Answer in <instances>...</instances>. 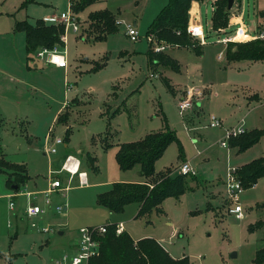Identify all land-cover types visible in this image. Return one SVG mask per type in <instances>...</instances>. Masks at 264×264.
<instances>
[{
	"label": "rangeland",
	"instance_id": "374dc122",
	"mask_svg": "<svg viewBox=\"0 0 264 264\" xmlns=\"http://www.w3.org/2000/svg\"><path fill=\"white\" fill-rule=\"evenodd\" d=\"M168 1L100 0L74 11L80 31L68 26L65 45L59 47L71 65L55 68L37 57L28 60L26 35L15 31V24L60 15L69 10V0H0V150L10 162L25 163L31 177L11 197L16 192L7 184L8 175L0 173V264H70L64 256L73 253L81 227L117 222L133 238H155L173 258L185 255L191 264H255L257 250L264 248V206L258 205L264 203V177L240 193L241 219L230 212L237 202L228 183L231 170L264 158V135L241 152L228 139L226 146L222 141L232 128L264 129V60L230 59L228 45L215 41L212 24L214 9L225 0H201L206 42L188 37L202 53L169 46L161 52L176 58L179 70L150 63L147 31ZM105 10L115 16L118 31L99 39L105 30L89 16ZM223 10L227 7L221 5L222 15ZM229 10L227 27H220L227 28L223 35L239 27L253 33L264 24V0H235ZM118 20L135 25L138 40H131ZM164 79L178 92L194 86L204 95L195 97L192 110L181 113L178 92L175 96ZM64 113L66 120L59 121ZM212 116L220 126L210 125ZM166 123L179 142L156 161V172L180 174L181 163L190 160L197 173L195 179L188 177L191 189L165 199L162 212L139 217L137 203L122 212L100 205L98 194L113 183L143 179L140 165L120 168L119 144L161 131ZM57 137L67 146L55 145L57 152L50 153ZM65 153L83 161L90 185L79 186L75 179L68 190L55 189L48 208L44 192L51 181L68 184L66 172L51 173L61 168L57 162ZM25 187L34 193L33 203L46 208L44 213L27 215ZM58 206L67 210L60 213Z\"/></svg>",
	"mask_w": 264,
	"mask_h": 264
},
{
	"label": "trees",
	"instance_id": "16d2710c",
	"mask_svg": "<svg viewBox=\"0 0 264 264\" xmlns=\"http://www.w3.org/2000/svg\"><path fill=\"white\" fill-rule=\"evenodd\" d=\"M97 1L100 0H73L72 9L78 13ZM192 1L194 0H169L153 20L147 31V34H152L155 39L149 43L147 50L150 63L164 67L169 66L174 70L179 69L178 63L171 56L153 50L154 43L189 47L198 54L202 53V48L195 45L189 39L187 33ZM221 5L227 7V12L223 10L225 12H223V15L220 11ZM228 12L230 14L228 0L216 6L212 18L214 29L227 27ZM89 19L99 22L103 26L105 31L98 35L97 38L99 39L118 31V26L114 23L115 16L109 10L92 13ZM15 31H23L26 35L28 60L34 59L36 52L42 47L53 49L65 45L61 38L65 33V26L63 24L48 23L43 18L37 19L34 23H30L28 20L16 21ZM228 55L232 60H264V40L230 43L228 44ZM99 68L97 66L92 69L98 70ZM164 83L174 93L169 81L164 79ZM64 118H67L66 113L60 115L58 120L65 121ZM263 135L264 129L245 130V132L231 137L229 144L238 147L239 152H241L257 143ZM173 142H179V140L175 130L168 123H166L163 130L150 132L140 140L121 142L116 153L120 168L129 170L136 165H140V174L145 181L139 183H113L111 189L98 194V203L112 212H122L126 205L137 203L139 205L137 216L139 217L153 211L162 212L161 205L165 199L180 197L188 189H191L188 177L195 179V175H172L170 171L160 174L156 172V161L162 157L168 146ZM236 172L244 188L252 187L260 178L264 177V158L253 159L238 167ZM0 173L8 175L7 184L11 189L17 186V189H14L15 192H18L30 179L26 164L10 162L1 150ZM146 183H152L153 187L150 188ZM258 205L264 206V203ZM252 228L250 227L251 230ZM99 240L101 243L100 253L92 257L89 264H191L189 258L185 255L182 258H173L155 238L147 237L136 241L126 230L118 232L117 223L108 224L106 233L100 236ZM263 252L264 248L257 250L255 264L264 262Z\"/></svg>",
	"mask_w": 264,
	"mask_h": 264
},
{
	"label": "built area",
	"instance_id": "2783aa9c",
	"mask_svg": "<svg viewBox=\"0 0 264 264\" xmlns=\"http://www.w3.org/2000/svg\"><path fill=\"white\" fill-rule=\"evenodd\" d=\"M72 2L73 0H69V10L63 11L60 13V15H53L49 17H45L44 20L48 23H55V24H63L65 26V33L61 36L62 40L66 41V28L68 26L72 27L74 31L79 32V18H77L76 14L74 13V10L72 9ZM214 8V6H213ZM190 12V11H189ZM118 25L125 24V32L126 34L131 38V40L136 41L140 37L139 31L135 25H132L130 23H125L123 20L117 21ZM264 24L258 25L253 33L247 31L245 27H239L236 29L235 33L233 34H225L227 32V28H218L216 29L217 37L215 38V41L222 42L225 44L230 43H245L253 40H264ZM187 33L192 36L193 38H196L198 40V43H201L202 45L205 44L207 34L202 26L201 23H198L194 21L193 23L189 22L187 27ZM149 42H152L154 40V37L152 34L146 35ZM168 47V45L164 43H154L153 44V50L155 52H161L165 50ZM35 57L39 58L40 60L44 61L47 64H54L58 67L66 68L68 67V60L65 56V51L61 53L59 51L58 47H55L53 49L42 47L37 52ZM221 57V54L219 55ZM153 76V74H151ZM203 91L198 87H187L185 90L180 91L177 94L178 97V106L180 109V112L184 113L185 111L192 110L195 103L194 99L197 97V99H200L201 96H203ZM211 126L217 127L221 125V121L216 117H211ZM245 132V128L239 126L237 128H232L227 130L226 134V140L222 141V145H227V139L231 137H235L241 133ZM58 144H64V140L60 137H57L53 141V146L48 148L47 151L50 153L57 152V149L55 145ZM180 174H189V175H196V170L194 166L192 165L190 160H185L181 163L180 167ZM237 169H233L230 171V185L228 183V190L230 192L231 198L236 203L234 208L230 209L231 213H235L238 218H243V210L241 205L238 204L240 193L244 190L243 184L241 180L238 178L236 174ZM57 172H66L68 175V184L64 187H62V181L60 179H55L51 181L50 188L47 189L45 193V203L46 207L51 206V193L54 192L55 189L59 190H68L71 187V183L74 180L75 177L78 178L79 185L84 186L88 183L87 173L81 169V161L79 158L72 154H68L59 170H52L51 173H57ZM153 187V186H152ZM25 195L29 199V205L27 206L26 213L29 217H34L39 214H42L46 211V208L41 207L38 204H34L32 200L33 192L27 190V188H24ZM18 195V193L16 194ZM10 206H14V202L12 201L10 203ZM65 209L62 206H58L56 208V211L63 212ZM32 226H35L33 223ZM43 231L48 232L47 228H43ZM107 231V225H98V226H85L81 227L79 229V241L77 244L76 252L71 255H65L64 260H69L70 264H89V261L92 257L99 255L100 253V240L99 237L104 235ZM118 232L120 230L118 229ZM57 264H62L61 261H58Z\"/></svg>",
	"mask_w": 264,
	"mask_h": 264
},
{
	"label": "crops",
	"instance_id": "0c3cea01",
	"mask_svg": "<svg viewBox=\"0 0 264 264\" xmlns=\"http://www.w3.org/2000/svg\"><path fill=\"white\" fill-rule=\"evenodd\" d=\"M200 1L201 0H194L193 2H192V4H191V7H190V12H189V22L191 23H193L194 21H196V22H200L201 23V17H200V6H201V4H200ZM53 15H57V14H53ZM53 15H49V16H53ZM49 16H45V17H49ZM44 17V18H45ZM43 18V19H44ZM233 20H234V23H235V20H237V18H233ZM169 47V46H168ZM168 53V52H167ZM168 55L169 56H171L177 63H178V66H179V69H180V64H179V62H178V60L176 59V58H174L172 55H170L169 53H168ZM65 56H66V54H65ZM66 58H67V56H66ZM67 60H68V58H67ZM50 64V63H49ZM51 65H53L55 68H63V67H58V66H56V65H54V64H51ZM69 65H71V63H70V61L68 60V66ZM78 66V65H77ZM178 69V70H179ZM178 91L176 90V89H174V94H175V96H176V93H177ZM179 93V92H178ZM75 99H77V98H75ZM75 99H73V100H75ZM67 107H68V105H67ZM64 144H65V140H64ZM65 146H67V144H65ZM119 148V147H118ZM68 153H65L64 155H63V158H61L58 162H57V164L59 165V166H61L62 165V163H63V159H65L64 157L67 155ZM240 167V166H239ZM83 168V161L81 160V169ZM238 168V167H237ZM236 168V169H237ZM83 171H86L85 169L83 170ZM87 173V172H86ZM29 174V173H28ZM31 178V177H30ZM87 178H88V183H87V185H84V186H88V185H90L89 184V175H88V173H87ZM77 180V182H78V178H74V180ZM73 180V181H74ZM143 181H145V179L143 178L142 179V181L141 182H143ZM29 182H27L26 184H28ZM79 183V182H78ZM79 186H81V185H79ZM12 190H14V189H12ZM32 192V191H31ZM18 192H16V193H14L13 195H11V197H16ZM137 207H138V211H139V205L137 204ZM64 209L65 210H67V206H64ZM117 224H118V229L120 230V231H122V230H125V228H124V226H123V224L121 223V222H117ZM93 226V225H92ZM133 238V237H132ZM134 240H138V239H135V238H133ZM78 241H79V238H78ZM78 241L76 240V242H74L73 243V245H72V247H73V249H72V252L73 253H75L76 252V249H77V244H78ZM75 251V252H74ZM72 253V254H73ZM11 259V258H10ZM70 263V262H69ZM9 264H12V260H9Z\"/></svg>",
	"mask_w": 264,
	"mask_h": 264
},
{
	"label": "water",
	"instance_id": "95a60500",
	"mask_svg": "<svg viewBox=\"0 0 264 264\" xmlns=\"http://www.w3.org/2000/svg\"><path fill=\"white\" fill-rule=\"evenodd\" d=\"M234 2L235 0H228V9H232ZM13 188L17 189V186H14Z\"/></svg>",
	"mask_w": 264,
	"mask_h": 264
}]
</instances>
